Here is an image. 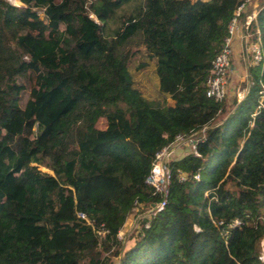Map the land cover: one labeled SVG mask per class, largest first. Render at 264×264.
<instances>
[{"label":"trees","instance_id":"trees-1","mask_svg":"<svg viewBox=\"0 0 264 264\" xmlns=\"http://www.w3.org/2000/svg\"><path fill=\"white\" fill-rule=\"evenodd\" d=\"M18 2L0 0V264H260L264 1L230 105L205 78L240 0ZM176 135L191 150L154 211L145 178Z\"/></svg>","mask_w":264,"mask_h":264},{"label":"built area","instance_id":"built-area-1","mask_svg":"<svg viewBox=\"0 0 264 264\" xmlns=\"http://www.w3.org/2000/svg\"><path fill=\"white\" fill-rule=\"evenodd\" d=\"M251 2L252 0H240L232 12L231 18L227 24V36L223 40L220 51L212 59L209 74L205 78L204 93L206 97L219 100L226 93V73L230 64L231 40L236 30L240 29L242 31L241 38L249 41L248 52L250 54V64H256L262 59L259 39L257 38L253 41L251 37L252 33L250 31V24L255 13L246 14L244 19L240 21L241 14L245 12L247 6H249ZM191 142L192 140L190 138H184L181 135H176L171 143L155 153L150 171L145 178V183L151 186L153 193L160 196V199L155 203V205H153L154 211L161 209L165 201L167 185L169 182V171L166 167V163L168 161L166 160L167 156L171 155V153L175 151L178 146L182 144L190 145ZM78 216L84 218L81 213L78 214ZM257 259L260 264H264V237H261L259 241Z\"/></svg>","mask_w":264,"mask_h":264},{"label":"rangeland","instance_id":"rangeland-1","mask_svg":"<svg viewBox=\"0 0 264 264\" xmlns=\"http://www.w3.org/2000/svg\"><path fill=\"white\" fill-rule=\"evenodd\" d=\"M7 1L13 5H16V6L19 5L18 0H7ZM261 1L263 0H255V2L257 3H260ZM25 85L28 86L29 82L27 81ZM243 93H244V81L239 83L238 78H237L235 82H231L229 84L227 83L225 95L227 96V101L228 99L230 101V103H228L229 105L231 104L233 99L239 100ZM96 126L98 128H111L113 127V124L101 118V119H98ZM175 150L176 151L173 153V155L167 156L166 160L170 161V160L179 158L183 154L190 152L191 147L189 144L188 145L182 144L178 146ZM142 215L139 214L138 207L133 208L130 216L126 219L122 228L118 232V237L125 239L126 234H128L131 231V229L138 227L137 220L138 218H141ZM124 243H125V246H129L131 244V240L130 241L128 240ZM112 261H113V264H115L114 259H112Z\"/></svg>","mask_w":264,"mask_h":264},{"label":"crops","instance_id":"crops-1","mask_svg":"<svg viewBox=\"0 0 264 264\" xmlns=\"http://www.w3.org/2000/svg\"><path fill=\"white\" fill-rule=\"evenodd\" d=\"M260 3H257L255 2V0H252L251 4L247 6L245 12L240 17V21L244 19V16L246 14L255 13ZM241 34H242V31L238 29L234 32L232 36L230 64H229V68L226 73V80L228 84L231 82H235L237 78H238V82L241 83L242 81L245 80L247 76L246 67L250 64L249 62L250 54L248 52V42L249 41L243 40L241 38ZM228 102L230 103L229 99H228ZM175 151H173L171 155H173Z\"/></svg>","mask_w":264,"mask_h":264},{"label":"bare ground","instance_id":"bare-ground-1","mask_svg":"<svg viewBox=\"0 0 264 264\" xmlns=\"http://www.w3.org/2000/svg\"><path fill=\"white\" fill-rule=\"evenodd\" d=\"M16 3H18V2H16Z\"/></svg>","mask_w":264,"mask_h":264}]
</instances>
